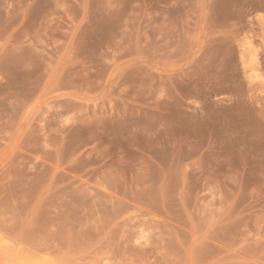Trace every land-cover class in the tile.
Listing matches in <instances>:
<instances>
[{
	"label": "rangeland",
	"instance_id": "rangeland-1",
	"mask_svg": "<svg viewBox=\"0 0 264 264\" xmlns=\"http://www.w3.org/2000/svg\"><path fill=\"white\" fill-rule=\"evenodd\" d=\"M0 264H264V0H0Z\"/></svg>",
	"mask_w": 264,
	"mask_h": 264
}]
</instances>
